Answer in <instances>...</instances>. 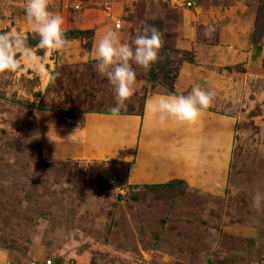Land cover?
<instances>
[{
  "label": "rangeland",
  "instance_id": "obj_1",
  "mask_svg": "<svg viewBox=\"0 0 264 264\" xmlns=\"http://www.w3.org/2000/svg\"><path fill=\"white\" fill-rule=\"evenodd\" d=\"M24 3L0 0V33L22 35L34 57L18 54V69L0 74V264H264V210L251 207V194L264 191V0H49L65 34L94 31L92 39L66 35L63 52L37 47ZM149 21L162 22L160 59L148 71L133 65L134 95L120 113L139 111L164 69L172 76L181 70L187 62L180 66L175 50L192 52L201 81H211L206 91L215 93L210 108L236 121L224 191L133 186L127 163L88 160L68 146L85 114L116 104L95 70L93 46L107 29L131 42ZM186 23L199 40L183 32ZM225 23L233 37L228 63L222 49L208 53L221 58L213 65L179 46L222 44ZM209 25L212 39L204 35Z\"/></svg>",
  "mask_w": 264,
  "mask_h": 264
},
{
  "label": "crops",
  "instance_id": "obj_2",
  "mask_svg": "<svg viewBox=\"0 0 264 264\" xmlns=\"http://www.w3.org/2000/svg\"><path fill=\"white\" fill-rule=\"evenodd\" d=\"M175 2L177 0H173ZM191 25L190 28L185 27L183 32L187 36L194 35L193 41H197V27ZM228 25L221 24L222 44L186 41L180 42L179 46L186 50H197L201 62L213 65L221 58L209 56L208 53L222 49L227 54L228 63L233 40ZM187 31L191 34H187ZM199 74L200 67L196 63H185L175 82V91L179 95H188L194 85L201 87L203 83L204 90L207 86L211 87V81L202 82ZM168 94L173 93L163 85L156 84L145 89L139 111L120 113L116 117L110 112L85 114L83 123L69 131L68 137L75 134L68 139L69 148L74 149L77 155L83 154L82 157L88 160L109 159L127 163L128 182L133 186L183 181L189 188L203 192L224 191L228 185L235 148V119L208 108L195 124L179 125L169 120L162 127L149 111V106L154 98Z\"/></svg>",
  "mask_w": 264,
  "mask_h": 264
},
{
  "label": "clouds",
  "instance_id": "obj_3",
  "mask_svg": "<svg viewBox=\"0 0 264 264\" xmlns=\"http://www.w3.org/2000/svg\"><path fill=\"white\" fill-rule=\"evenodd\" d=\"M23 9L31 31L39 36L38 48L47 52H63L70 46L71 41L63 27L64 18L49 10V0H25ZM4 14L10 13L5 11ZM215 31L209 25L204 35L212 39ZM163 44V33L154 25L145 23L131 42H122L118 31L107 29L93 46L91 54L95 70L108 80L114 90L116 104L110 109L113 117L120 114L121 108L134 95L137 72L133 65L150 70L159 61ZM18 54L26 61L34 60L32 50L22 35L16 32L0 33V74L18 69ZM214 98V92L194 85L188 95H159L150 102L149 111L162 127L169 120L179 125H191L199 120L204 110L212 106ZM34 138L38 139L39 133ZM251 207L257 211L264 210V191L256 189L251 194Z\"/></svg>",
  "mask_w": 264,
  "mask_h": 264
},
{
  "label": "trees",
  "instance_id": "obj_4",
  "mask_svg": "<svg viewBox=\"0 0 264 264\" xmlns=\"http://www.w3.org/2000/svg\"><path fill=\"white\" fill-rule=\"evenodd\" d=\"M148 24H152L155 27H157L160 31L162 29V22L161 21H149L147 22ZM66 35H70V36H76V37H80L83 39H92L94 37V31L92 30H72L69 31L68 33H66ZM84 48L86 50H91V45H84ZM175 52L179 55L182 56V60L180 62V66H182V64H184L185 62L187 63H191L194 64L195 63V55L190 52V51H181V50H175ZM168 65H175V62L173 61H168L167 63ZM179 71L180 69H177L176 73L174 76H172V74L170 73V71L168 70H163L164 74L161 80V85H163L164 87H166L171 93L179 95L176 91H175V82L179 76ZM150 79H152L153 81H157L159 82L160 77L158 76V73L156 71H152L150 73ZM177 183L180 184H185V182L183 181H172L170 183L167 184H163V185H147L148 187H163V186H172L175 185ZM186 185V184H185Z\"/></svg>",
  "mask_w": 264,
  "mask_h": 264
},
{
  "label": "built area",
  "instance_id": "obj_5",
  "mask_svg": "<svg viewBox=\"0 0 264 264\" xmlns=\"http://www.w3.org/2000/svg\"><path fill=\"white\" fill-rule=\"evenodd\" d=\"M48 264H52V262H49Z\"/></svg>",
  "mask_w": 264,
  "mask_h": 264
}]
</instances>
